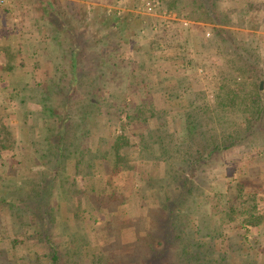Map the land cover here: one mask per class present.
I'll return each instance as SVG.
<instances>
[{
    "label": "rangeland",
    "instance_id": "374dc122",
    "mask_svg": "<svg viewBox=\"0 0 264 264\" xmlns=\"http://www.w3.org/2000/svg\"><path fill=\"white\" fill-rule=\"evenodd\" d=\"M148 1L156 3L150 15L145 10ZM49 2L58 19L67 24L69 30L76 29L83 49L81 65L89 71L80 88L72 91L69 112L73 118L78 120L75 100L92 97L95 88L101 87L102 92L97 93L101 100L108 92L126 91L122 94L129 100L128 108L136 110L143 105L147 111L157 113L151 118V124L166 125L168 131L176 133V138L183 142L186 134L183 115L189 109L191 96L175 93H181L184 85L191 83L192 92L206 94L202 103L208 108V116L218 113V117L204 132L215 137L210 130L213 127L217 135H229L234 144H228L226 150L213 155L197 171L194 193L198 200L191 215L196 223L202 217L208 218L206 225L217 229L215 241L200 233L199 240L208 243L207 248L201 250L208 249V253L202 257L206 261L214 260V264H264V221L256 228H248L251 231L249 243L241 242L244 216L235 215L233 221H222V211L227 204H241L235 198L239 194L238 185L242 184V198H251L255 211L264 215V0H216L213 16L207 12L203 0ZM47 4L44 0H16L4 21L7 34L11 36L8 45L16 49L22 32L28 40L36 36L45 40L49 37L44 28L39 34L36 27L41 14H48ZM2 19L0 13V23ZM218 19L220 23L214 22ZM1 27L0 128L7 129L15 143L2 150L0 158V264H52L51 250L59 253L60 264H129L131 260V263L145 260L147 251L134 246L137 241L150 240L147 216L153 215L155 221L162 216L157 204L164 198L155 194L158 188L152 183L165 177V153L155 151L149 161H143L136 145L139 131L124 132L123 120L109 115L110 109L104 103L100 113L95 109V115L87 120L85 126L91 133L82 141L90 150L91 154L85 157L93 160V166L84 164L86 159L82 156L68 158L53 187L48 188V202L55 210L52 224L44 221L46 227L29 226L28 204L34 201L29 197L33 190L50 181L52 172L50 160L40 158L32 144L38 128L32 119L22 124L21 109L10 98L8 74L2 70L7 57ZM63 36L59 38L61 42H64ZM54 49L51 48V58L59 60ZM46 55L39 59L44 70L52 63L49 54ZM16 62L26 73L35 63L27 60L25 53L16 55ZM100 63H103L101 72L107 73V78L102 76L97 80L94 70L100 68ZM135 70H139V75L148 83L160 82L162 88H166L162 95L128 91V78ZM35 76L30 79L32 83L37 82L42 73L38 71ZM71 81H66L65 87ZM257 85L262 93L256 98L258 130L254 135H247L246 115L256 107H250L254 97L250 98L249 94H256ZM61 98L59 95L58 101L61 102ZM62 110L60 105L56 117L64 114ZM163 110L171 115L163 119ZM38 111L40 106L29 102L23 115ZM149 116V112L140 114L143 120ZM71 125L73 132L68 140L75 138L74 131L78 129L73 120ZM3 135L1 132L0 138ZM125 137H129L130 143L121 154L127 155L129 169L124 175H113L111 165L109 167L100 157L102 153L100 156L95 153L97 149L110 150L117 138ZM201 138L195 143V150L204 149L207 141ZM186 173H189L187 169ZM60 184H64L66 193L60 191ZM104 203L114 205L107 209L110 214L106 218L101 213ZM175 251L160 263L178 264ZM102 257L104 262L100 260Z\"/></svg>",
    "mask_w": 264,
    "mask_h": 264
},
{
    "label": "trees",
    "instance_id": "16d2710c",
    "mask_svg": "<svg viewBox=\"0 0 264 264\" xmlns=\"http://www.w3.org/2000/svg\"><path fill=\"white\" fill-rule=\"evenodd\" d=\"M44 1L48 3V16L41 14V19L38 20L36 27L38 28L39 34L42 33L44 28V30L49 33V37L45 40L36 36V38L28 40V37L22 32L17 38L18 45L14 47L16 49H13L7 44V42H10L11 36L7 34L4 21L6 20L5 16L9 15L10 8L0 9V13L3 16L0 25L3 30L4 42H6L5 45H3V51L7 57L6 64L2 70L6 71L8 74L7 89L11 90L10 98L16 101V104L19 105L21 109L23 117L22 124H26L32 119L33 125L38 128V131H36L32 137V141H34L32 144L40 158H48V160H50L49 165L52 172L50 181H45L40 187L33 190V198H31L32 196L29 197L31 200H34L28 204V209L31 212V225L29 226L34 228L41 224L43 227H46L44 221L52 224L55 218V210L48 202V188L53 187V182L56 177L59 176V170L64 166L68 158L82 156L86 159L84 164L90 167L93 166V160L85 157L86 154L91 153L87 147L83 146L82 141L91 133V129L85 126L87 120L95 115V112L100 113V108L104 103V105L110 109V112H108L109 115L113 114L123 120V131H139L136 144L138 147H136L139 149V157H141L143 161H149L155 151H162L165 153V177L154 180L152 183L158 188L155 190V194L164 198L157 204L161 209L159 213H161L162 216L158 217L156 221L153 215L147 216V230L150 231L151 241L149 239L144 242L137 241V244L134 246L136 249L143 248L147 251L145 260L139 259L140 261L137 260L135 263H131L133 261L131 260L129 264H161L160 261L164 258H168L172 250H176L175 252H177L175 257L176 263L178 264H214V260L206 261L203 259L202 256L208 253V249L204 251L201 250L206 249L208 243L202 242L198 237L200 233L204 232L211 241H215L217 239V229L208 224L206 225L208 218L202 217L199 222L196 223L191 215L192 208L196 206L198 200V196L194 193L196 190L195 179L198 177L197 171L201 170L200 168L204 167L205 163H207L213 155L226 150L228 144L232 145L234 143L230 141L231 138L228 137L229 135H222V133L221 135H217L213 127L210 130L215 134V137L204 132V128H208L210 123L214 124L215 117L216 119L218 117V113L213 116H208V108L205 103H202L206 94L204 92H192L191 83H186L188 86L184 85L183 89H181V93H175L180 94V96L188 93L191 96L189 109L183 115L184 119H186L184 122L185 125L183 126L186 131L185 140L183 142L176 138V133H170L166 125L156 127L151 124V118H155L157 113L147 111L145 109L146 107L143 105H139L136 110L128 108L129 100L127 101V98H125L126 96L122 94L126 91H121L120 94L108 92L107 96L101 100L97 97L100 96L97 94L99 90L102 92L101 87L95 88L92 97H88V99L84 101H82V99L75 100L78 120L73 118L72 115L70 116L69 112V104H71L73 98L72 91L77 87L78 89L80 88L79 86L82 85L83 80L88 77L89 71L85 70V67L83 68L81 65L83 49L79 42L80 39L76 34V29L69 30V26L58 19V14L53 9L49 0ZM215 1L216 0H203L210 16L215 14ZM41 20H45L44 23L41 24ZM214 22L220 23L219 19ZM61 35H64V42H61V39L59 40ZM51 48H55L53 52L59 55V60L55 58L52 60ZM20 53H25V58L27 60L35 62L29 73L23 71L24 68H22L21 65L17 67L16 55ZM46 53L47 55L49 54L52 63L44 70L39 59ZM102 64L103 63H100L101 69L98 68V70H94L97 80L101 79L102 76L103 79L107 78V73L104 74L101 72L103 67ZM140 66L143 69L145 68L143 63H141ZM94 67L97 68L96 66ZM38 71L42 73V76L37 82L32 83L30 79L31 77L34 78ZM90 72L92 73L91 70ZM98 72L102 74L98 75ZM56 74L60 76L58 78L54 77ZM68 80L72 81L65 87L64 83ZM128 82V91H132L135 94L156 92L161 96L162 91L166 89L162 88L160 82L148 83L143 76L139 75V70H135L129 75ZM237 89L240 90V88ZM261 94L259 85H257L256 94L253 96L249 94L250 98L254 97L251 98L250 107L258 105L256 98H259L258 96ZM59 95L62 96L61 102L57 99ZM176 97H178V95H176ZM29 102L37 103L40 106V111L31 113L30 115H23ZM59 104L62 106L64 114L56 117L58 115V109L60 108ZM257 107L258 106L248 111L246 115L247 123L245 125V131L247 135H254L258 130L259 117H256L258 114ZM170 108L168 110H170ZM95 109L97 110L94 112ZM168 110H163L161 112L163 119L171 115V112ZM148 112L150 118L141 119L140 114H146ZM72 120L75 122L78 129L74 131L76 133L75 138L68 140L73 132L71 125ZM34 126L31 127V129H34ZM1 132L4 135L0 138V158L1 151L9 149L8 145H10V143H15V140L7 129L0 128V133ZM122 136H124V133H122ZM200 137L206 140L207 143L204 149L199 147L195 150L194 145ZM129 143V137H125L124 139L117 138L110 150L101 152L100 149H97L95 156H100L99 153H102L100 157L108 163L109 167L111 165L113 170L111 171L112 174L124 175L129 169L128 157L125 154H121V152L125 147L129 146ZM111 160L112 163H110ZM186 169L189 173L184 174ZM63 185L64 184H60V191L66 193L67 191ZM241 186H243V184L238 185L239 194L235 198V200H239L241 204L236 206L234 202H230L229 204L226 203L225 210L222 211L224 215H222V221L226 219L228 221H233L235 215L244 216L242 224L244 234L242 235L241 242L249 243L251 241L248 239V234H251V231L248 228L260 226L264 221V215L255 211V206L251 203V198H247V200L242 198L243 189ZM102 200L100 201L103 202ZM119 200L121 201V199ZM113 207L114 205L112 203H104V205H101L102 216L105 218L106 215L109 216L108 214H110V212H108L107 209H112ZM109 233L111 234V230H109ZM49 248H51V244H49ZM49 258L52 264H60V257L57 251L51 250ZM103 258L104 257L100 259L102 262H104ZM109 258H107V260H109ZM120 264L127 263L124 262ZM245 264L256 263L250 262Z\"/></svg>",
    "mask_w": 264,
    "mask_h": 264
},
{
    "label": "built area",
    "instance_id": "2783aa9c",
    "mask_svg": "<svg viewBox=\"0 0 264 264\" xmlns=\"http://www.w3.org/2000/svg\"><path fill=\"white\" fill-rule=\"evenodd\" d=\"M16 4V0H0V9L1 8H13ZM156 9V3L153 1H148L145 3V10L147 14H153Z\"/></svg>",
    "mask_w": 264,
    "mask_h": 264
}]
</instances>
